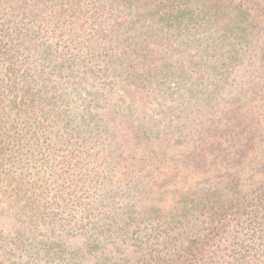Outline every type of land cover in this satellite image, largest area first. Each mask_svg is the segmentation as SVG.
Returning <instances> with one entry per match:
<instances>
[{
    "label": "trees",
    "instance_id": "1",
    "mask_svg": "<svg viewBox=\"0 0 264 264\" xmlns=\"http://www.w3.org/2000/svg\"><path fill=\"white\" fill-rule=\"evenodd\" d=\"M0 264H264V0H0Z\"/></svg>",
    "mask_w": 264,
    "mask_h": 264
}]
</instances>
